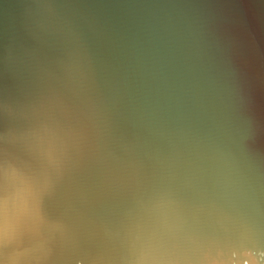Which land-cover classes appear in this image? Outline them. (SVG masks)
I'll return each instance as SVG.
<instances>
[{"label":"water","instance_id":"1","mask_svg":"<svg viewBox=\"0 0 264 264\" xmlns=\"http://www.w3.org/2000/svg\"><path fill=\"white\" fill-rule=\"evenodd\" d=\"M0 264H264V0H0Z\"/></svg>","mask_w":264,"mask_h":264}]
</instances>
